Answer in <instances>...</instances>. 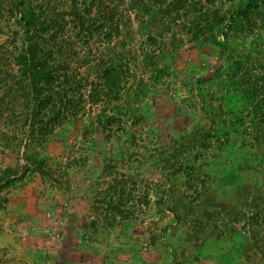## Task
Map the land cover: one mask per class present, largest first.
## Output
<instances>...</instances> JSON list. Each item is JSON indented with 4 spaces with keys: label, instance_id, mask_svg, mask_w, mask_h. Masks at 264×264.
Returning <instances> with one entry per match:
<instances>
[{
    "label": "rangeland",
    "instance_id": "rangeland-1",
    "mask_svg": "<svg viewBox=\"0 0 264 264\" xmlns=\"http://www.w3.org/2000/svg\"><path fill=\"white\" fill-rule=\"evenodd\" d=\"M18 1L0 0V264H264V0H32L40 54L77 76L39 94Z\"/></svg>",
    "mask_w": 264,
    "mask_h": 264
},
{
    "label": "trees",
    "instance_id": "trees-1",
    "mask_svg": "<svg viewBox=\"0 0 264 264\" xmlns=\"http://www.w3.org/2000/svg\"><path fill=\"white\" fill-rule=\"evenodd\" d=\"M19 7H20V20L23 22L24 26L27 28V32L30 34L29 39L27 40V44L22 49L19 55H17V59L25 64V72L26 74L29 73L31 79H30V86L31 90L34 92H43L49 88H51L52 85H54V81L56 79L62 78L64 83H71L74 80L77 79V76L75 73H67L64 72L62 75L53 69V66L50 65V61L47 57L40 54L41 51V42L39 40L38 32L42 29H46V19L38 13L37 5L33 4L32 0H19L18 1ZM259 6L258 1L257 3H249L247 7L241 8L238 13L242 16H249L255 8ZM40 26L41 27L40 29ZM113 28L118 29L119 28V22L116 20L114 21ZM114 31V29H113ZM114 67V66H113ZM100 78H102L105 83L107 84H114L116 82H119L121 80V73L119 70H117L115 67H107L102 68L97 72ZM61 76V77H60ZM66 96H68V99H66V102L69 104H72L75 102L73 99L76 97V92L72 91L69 92L65 90ZM70 94H69V93ZM39 94V93H38ZM84 93H82L83 95ZM78 100V99H77ZM48 103V101H46ZM54 108H51L50 112L46 111V114H51L50 117L53 119H56L59 116V111H54ZM30 114V112H29ZM31 114L34 115V122H37V114L32 111ZM72 114V113H71ZM29 116V115H28ZM36 171H40L43 173L44 168L40 164L39 167H35ZM13 171L16 172V167H5L4 169H1L0 171V188L7 186L8 184L13 183L16 179L12 176ZM7 201V198H4L2 201L0 199V207L3 206V203Z\"/></svg>",
    "mask_w": 264,
    "mask_h": 264
}]
</instances>
